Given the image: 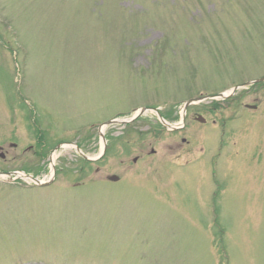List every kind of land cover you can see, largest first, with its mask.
<instances>
[{
  "label": "rangeland",
  "instance_id": "obj_1",
  "mask_svg": "<svg viewBox=\"0 0 264 264\" xmlns=\"http://www.w3.org/2000/svg\"><path fill=\"white\" fill-rule=\"evenodd\" d=\"M262 74L264 0H0V172L46 179L53 145L95 157L114 116L176 124ZM185 121L147 110L97 161L59 148L47 186L0 181V264H264V85Z\"/></svg>",
  "mask_w": 264,
  "mask_h": 264
},
{
  "label": "water",
  "instance_id": "obj_2",
  "mask_svg": "<svg viewBox=\"0 0 264 264\" xmlns=\"http://www.w3.org/2000/svg\"><path fill=\"white\" fill-rule=\"evenodd\" d=\"M261 80H264V77L263 78H260V79H257V80H255V81H249V82H246V83H244L243 85H246V84H251V83H254V82H258V81H261ZM238 86H234L233 88H232V90H231V93L237 88ZM230 93V94H231ZM217 96H219V97H226V96H228V95H224L223 93H220V94H218ZM190 102H192V101H186L185 102V105H187L188 103H190ZM199 121H203V119L201 118V117H198L197 118ZM115 178H117V177H115V176H110L109 177V179H115Z\"/></svg>",
  "mask_w": 264,
  "mask_h": 264
},
{
  "label": "flooded vegetation",
  "instance_id": "obj_3",
  "mask_svg": "<svg viewBox=\"0 0 264 264\" xmlns=\"http://www.w3.org/2000/svg\"><path fill=\"white\" fill-rule=\"evenodd\" d=\"M108 137H110V134L108 135ZM110 139H111V137H110ZM13 147L16 148V145H14ZM24 149H25V147L22 150H24Z\"/></svg>",
  "mask_w": 264,
  "mask_h": 264
}]
</instances>
